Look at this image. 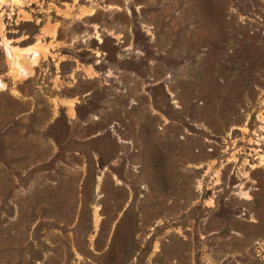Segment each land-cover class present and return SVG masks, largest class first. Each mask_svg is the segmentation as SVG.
I'll return each instance as SVG.
<instances>
[{"label":"rangeland","instance_id":"374dc122","mask_svg":"<svg viewBox=\"0 0 264 264\" xmlns=\"http://www.w3.org/2000/svg\"><path fill=\"white\" fill-rule=\"evenodd\" d=\"M0 264H264V0H0Z\"/></svg>","mask_w":264,"mask_h":264},{"label":"bare ground","instance_id":"6f19581e","mask_svg":"<svg viewBox=\"0 0 264 264\" xmlns=\"http://www.w3.org/2000/svg\"><path fill=\"white\" fill-rule=\"evenodd\" d=\"M8 50H9V49H8ZM28 50H30V48H29V49H24V51H25V52H26V51H28ZM15 51H16V50H15ZM10 52H11L12 54H11ZM13 53H14V52H12V51H9V53H8V54H10V55H13ZM15 53H16V52H15ZM13 58H14V57H13ZM22 72H24V71H22Z\"/></svg>","mask_w":264,"mask_h":264},{"label":"crops","instance_id":"0c3cea01","mask_svg":"<svg viewBox=\"0 0 264 264\" xmlns=\"http://www.w3.org/2000/svg\"><path fill=\"white\" fill-rule=\"evenodd\" d=\"M27 49H29V48H27Z\"/></svg>","mask_w":264,"mask_h":264}]
</instances>
